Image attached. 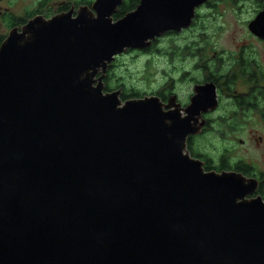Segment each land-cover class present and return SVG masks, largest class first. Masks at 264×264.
<instances>
[{
	"label": "water",
	"instance_id": "95a60500",
	"mask_svg": "<svg viewBox=\"0 0 264 264\" xmlns=\"http://www.w3.org/2000/svg\"><path fill=\"white\" fill-rule=\"evenodd\" d=\"M93 0L0 43V264H264L258 181L205 171L181 114L104 90L115 57L187 28L205 0ZM213 95V94H212Z\"/></svg>",
	"mask_w": 264,
	"mask_h": 264
},
{
	"label": "flooded vegetation",
	"instance_id": "af4514ba",
	"mask_svg": "<svg viewBox=\"0 0 264 264\" xmlns=\"http://www.w3.org/2000/svg\"><path fill=\"white\" fill-rule=\"evenodd\" d=\"M125 1L123 0L122 3ZM134 1V6L128 12L134 9L139 2V0ZM216 1L222 2L226 6L225 11L230 9L231 14L237 17L242 14L246 15L239 20L241 28H238V33L241 32L240 37H235L231 42H228L231 44L230 48L226 44L224 47H216L214 45L216 42L210 34L211 21L213 23L214 18H216L211 13L217 4ZM42 3L45 1H40V7H37L34 12H27V17L0 8V43L7 37L12 28H19L30 18L40 14ZM77 7L74 8L77 9ZM69 8L65 2L60 5L56 13L67 11ZM54 14L46 11L44 15H40L48 18ZM2 29L5 32L1 31ZM194 29L197 32H194ZM172 38L180 39V43H174L170 48H166L163 45V40ZM132 53H143L149 57H164V59L170 55H178V57L180 55L186 60L192 59V64L183 69L181 74L169 76L167 73L166 80L168 83L166 86H169V89L166 91V86L160 87L157 94L154 95L165 104L169 101L179 104L181 114L185 115L184 109L192 104L197 90L205 88L207 91L206 89H208V94L205 96L211 100L204 102L206 108L200 109L197 115L198 121L203 122L204 125L200 132L189 136L187 140V149L190 155L202 162L205 171H233L246 177L255 178L258 181L257 193H262L263 196L260 195L264 199V171L258 170L252 162L245 158L231 157L229 152L232 149L230 148L215 150L211 154L200 150L195 142L196 138L204 135H213L220 139L221 133L231 134L233 129L227 126L223 128V125L233 127L234 124H238L240 126L235 128L237 131V129L244 128L245 125L262 124L264 130V0H205L196 7L195 16L187 28H182L180 31H167L155 38L147 48H128L125 52L117 55L108 66L103 78L104 85L105 79L110 75V69L115 65L114 62L118 61V57ZM149 57L148 60H150ZM183 76H187L184 82ZM179 82H188L190 85V91L184 102L171 90L172 84H179ZM115 89L122 90L119 86L111 90ZM216 124H219L220 128ZM243 130L241 131L242 138H237L240 143L245 140L243 137L246 133H243ZM251 132L253 131L250 130L248 133V139H255V144L258 146L263 135L254 137Z\"/></svg>",
	"mask_w": 264,
	"mask_h": 264
},
{
	"label": "rangeland",
	"instance_id": "374dc122",
	"mask_svg": "<svg viewBox=\"0 0 264 264\" xmlns=\"http://www.w3.org/2000/svg\"><path fill=\"white\" fill-rule=\"evenodd\" d=\"M43 0H0V8L12 12L13 14L20 15L22 17H27V12L31 13L34 10H37V7H40L39 2ZM45 3L41 4V13H46L50 11L52 14L56 13L60 5L65 3L71 7L73 5L75 8L77 5L75 0H44ZM93 1V0H91ZM217 2V1H216ZM82 4V3H80ZM226 6L222 2H217L216 6L212 9V12L216 18L215 21L210 26V34L213 37L214 45L216 47H224L225 44L230 48L233 38L240 37L241 32L238 33V28H241L239 25L240 18H244L246 15L242 14L237 17L231 14L230 9H226ZM37 13V12H35ZM1 21V20H0ZM3 25V23H2ZM198 28V27H197ZM198 29H201L200 27ZM4 31L5 30H1ZM197 32V30H193ZM239 34V35H238ZM174 43H180V39L172 38L163 40V45L166 48ZM149 55H143V53L137 54H124L118 57V61L114 62L110 69V82L113 88H116L117 85L122 89L124 86L127 91L130 93L133 92L139 93V97L143 95H154L157 94L160 87H165L168 81L166 80V74L168 75H179L182 73L183 69H186L190 64H192V59L186 60L185 57L178 55L168 56L166 59L164 57H153ZM212 64V63H211ZM183 82L187 76H183ZM182 82V83H183ZM179 84H172L171 90H173L178 97L184 102L190 91V85L188 82ZM166 91L169 89V86H166ZM169 92V91H168ZM130 98V97H129ZM181 102V103H182ZM183 105V103H182ZM219 128L220 125L216 124ZM222 125V124H221ZM233 129L231 134H222L220 139L213 135H204L195 139L196 144L200 150L209 152L212 154V151L220 149H232L229 154L233 158L242 157L247 161H250L255 165L258 170L264 171V130L262 124H250L245 125L244 128L235 130L236 127L240 125L234 124L233 127L229 125H223L224 128ZM246 133L243 137V142L240 143L237 138H242L241 131ZM252 130L253 136L263 135V139L260 144L257 146L255 144L256 140L248 139V133ZM194 144V146H196ZM264 190V187H263ZM262 196L263 194L260 193Z\"/></svg>",
	"mask_w": 264,
	"mask_h": 264
},
{
	"label": "trees",
	"instance_id": "16d2710c",
	"mask_svg": "<svg viewBox=\"0 0 264 264\" xmlns=\"http://www.w3.org/2000/svg\"><path fill=\"white\" fill-rule=\"evenodd\" d=\"M74 2L76 4H80V3L84 4V3H90L91 0H75ZM134 2H135L134 0H130V1L126 0L124 3H122V5L118 8L116 13H114V15H113L114 19H117V18L123 16L125 13H127L128 10H130L134 6V4H135ZM110 77L111 76L108 75V77L105 79L104 90H111L113 88L111 85V82H110ZM118 86L119 85H117L116 87H118ZM121 92H122L121 93L122 99H127L131 96H138L139 95V93L133 92L132 90L129 93L124 86L122 87Z\"/></svg>",
	"mask_w": 264,
	"mask_h": 264
}]
</instances>
